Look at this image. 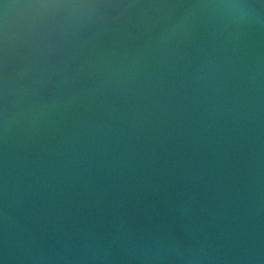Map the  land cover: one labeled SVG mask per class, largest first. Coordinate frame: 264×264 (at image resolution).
Returning a JSON list of instances; mask_svg holds the SVG:
<instances>
[{"label": "water", "instance_id": "water-1", "mask_svg": "<svg viewBox=\"0 0 264 264\" xmlns=\"http://www.w3.org/2000/svg\"><path fill=\"white\" fill-rule=\"evenodd\" d=\"M0 264H264V0H0Z\"/></svg>", "mask_w": 264, "mask_h": 264}]
</instances>
